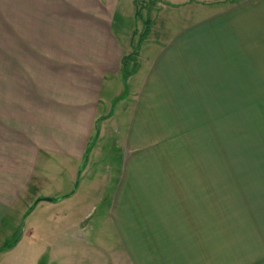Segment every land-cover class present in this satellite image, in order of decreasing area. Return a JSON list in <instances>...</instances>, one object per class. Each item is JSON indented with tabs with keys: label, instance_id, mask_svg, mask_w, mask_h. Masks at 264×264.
I'll use <instances>...</instances> for the list:
<instances>
[{
	"label": "crops",
	"instance_id": "0c3cea01",
	"mask_svg": "<svg viewBox=\"0 0 264 264\" xmlns=\"http://www.w3.org/2000/svg\"><path fill=\"white\" fill-rule=\"evenodd\" d=\"M153 1L156 8L164 4ZM166 1L196 7L166 37L152 35L151 21L137 42L136 69L125 78L122 59L133 51L131 38L124 42L115 32L116 14L122 9L134 18L136 0H0V42H8L9 67L15 69L10 72L34 75L32 86H41L35 98L36 88L28 86L17 97L11 82L0 93V232L8 219L7 225L16 228L17 213L33 211L40 202L32 203L35 198L62 201V194L32 196V189L50 177V155L81 163L85 154L87 167L93 129L101 136L117 117L119 140L142 151L147 136H169L156 134L149 123L164 121L172 106L194 105L191 101L201 98L209 68L234 57L249 67L253 79L259 75L257 82H264V0H229L220 6L223 0ZM218 72L207 73L208 82L216 75L217 83L224 82L225 70ZM116 97L114 111L99 117L101 103ZM128 98L130 110L122 105ZM135 176L123 177L115 193L101 197L108 200L106 213L124 264H264V213L258 219L246 213L240 221L226 213H204L209 179L203 173L196 178L202 197L198 213H147L151 199L160 200L154 210L164 204L145 178Z\"/></svg>",
	"mask_w": 264,
	"mask_h": 264
},
{
	"label": "rangeland",
	"instance_id": "374dc122",
	"mask_svg": "<svg viewBox=\"0 0 264 264\" xmlns=\"http://www.w3.org/2000/svg\"><path fill=\"white\" fill-rule=\"evenodd\" d=\"M161 1L164 4L156 8L153 0H136V8L132 4L130 12L135 10L134 18L125 15L122 9L116 14L115 32L124 42L131 38L133 51L129 54L127 68L122 67L125 78L126 71L137 65V42L146 36L144 32L151 21L154 22L152 35L166 37L175 24L188 20V9L196 7L192 2L174 7L169 1ZM228 1L223 0L218 5ZM169 18H172L170 26L167 25ZM7 47V41L0 42V93L4 95L5 83L11 82L16 83L17 97H20L27 86L34 87L31 84H34V75L10 72L13 69L9 67ZM236 61L232 57L226 64L214 66L213 70L215 73L220 70V75L221 70H225L224 82L217 83V75L208 82L207 73L213 70L206 71L207 81L201 83L202 96L191 101L194 105L172 106L173 114L169 113L164 121L149 123L156 134L169 136L162 139L147 136L144 150L140 151L135 145L126 146L125 139L119 140L120 124L116 117L114 122L105 124L101 136H96L97 131L92 130L88 140L92 156H88L87 167L84 168L85 154L81 163L50 155V177L45 184L33 187L32 196L40 191L49 193L52 198L61 194L64 198L61 202L42 200L33 211L17 213L16 228L7 225L9 219L3 223L0 264H124L122 252L117 248V236L108 220L109 213H106L108 200L103 201L101 197L110 196L121 179H128L133 173L138 179L145 178L155 199H160V195L163 201L164 205L154 210L157 205L160 207V200L152 202L151 199L147 213H186V209L189 213H198L202 197L196 178L203 173L209 179L208 184L204 183V213H226L227 218L239 221L246 213L260 218L264 213V169L258 168L264 166V82H257L259 75L253 79L249 67ZM34 88L35 98L41 86ZM116 99L101 103L99 117L114 111L119 104ZM124 104L130 110V98ZM169 109L164 108V112ZM82 169L79 183L77 175ZM161 177L166 179L165 183ZM91 183L94 184L91 186ZM160 186L164 187L161 193L158 192ZM70 187L71 191L65 193ZM30 196L28 193L26 197ZM44 197L41 195L32 203ZM228 231L226 228V233Z\"/></svg>",
	"mask_w": 264,
	"mask_h": 264
},
{
	"label": "trees",
	"instance_id": "16d2710c",
	"mask_svg": "<svg viewBox=\"0 0 264 264\" xmlns=\"http://www.w3.org/2000/svg\"><path fill=\"white\" fill-rule=\"evenodd\" d=\"M147 31H148V28L146 29V31L144 32V34L146 35L147 34ZM128 60H129V55L127 56H124L123 59H122V66H123V69L125 70L128 66ZM136 69V67H135ZM135 69L133 70H130V71H126V76H128L132 71H134Z\"/></svg>",
	"mask_w": 264,
	"mask_h": 264
},
{
	"label": "water",
	"instance_id": "95a60500",
	"mask_svg": "<svg viewBox=\"0 0 264 264\" xmlns=\"http://www.w3.org/2000/svg\"><path fill=\"white\" fill-rule=\"evenodd\" d=\"M98 130V127L96 128ZM65 196V195H64ZM41 200H47V201H51L52 199L50 197H44V198H38L34 201V204H37L39 201Z\"/></svg>",
	"mask_w": 264,
	"mask_h": 264
}]
</instances>
